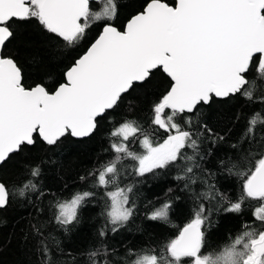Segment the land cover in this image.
Returning a JSON list of instances; mask_svg holds the SVG:
<instances>
[{
	"label": "snow or ice",
	"instance_id": "6c2138e0",
	"mask_svg": "<svg viewBox=\"0 0 264 264\" xmlns=\"http://www.w3.org/2000/svg\"><path fill=\"white\" fill-rule=\"evenodd\" d=\"M124 7L122 0H0V210H33L19 246L35 257L30 264H80L79 256L86 264H264V108L230 120H245L228 145L233 154L217 160L218 171L205 167L233 131L221 134L205 108L237 95L264 105V0H143L121 21ZM33 21L42 37L37 51L28 31ZM29 68L37 69L31 82ZM158 72L168 82L155 93ZM150 92L155 99L145 125L132 115L141 97H128L143 93L146 100ZM122 105L119 118L110 115ZM105 119L109 158L78 176L81 189L52 192L42 179L46 167H62L65 141L91 139ZM32 148L39 157L22 164L15 179L5 177L4 166ZM172 172L191 198L190 219L164 242L121 241V254L110 237L134 224L135 189ZM223 173L239 181L235 199L215 183ZM197 185L205 190L197 192ZM173 191L146 220L171 224L180 200ZM251 201L253 219L213 246L218 217L239 216ZM94 203L102 204L98 246L66 250L55 233L70 235Z\"/></svg>",
	"mask_w": 264,
	"mask_h": 264
},
{
	"label": "trees",
	"instance_id": "16d2710c",
	"mask_svg": "<svg viewBox=\"0 0 264 264\" xmlns=\"http://www.w3.org/2000/svg\"><path fill=\"white\" fill-rule=\"evenodd\" d=\"M143 0H122L125 7L121 9V21L127 16L129 12L139 9ZM35 21L32 25H29L28 31L35 36L37 47L33 51L41 50L39 43L42 37L36 32L34 27ZM94 38L95 31L91 33ZM75 55V53H73ZM62 67V66H61ZM47 70L45 65H42L39 72L42 75ZM37 75L36 68H29L28 80L31 82L32 78ZM168 82V78L163 73H157L154 78L155 93H159L163 90ZM139 95L141 98L137 100L138 107L134 110L132 115L139 119L142 123L147 125L150 118V106L155 95L150 92L145 100L143 93H133L128 98H134ZM264 108V105L259 103H251L243 97L237 95L231 99H216L210 107L205 108V113L209 123L224 133L227 127H232V139L227 143L219 146V149H213L215 155L208 158V163L205 167L211 171H218L217 160L224 159L226 156L232 155V150L229 148L230 143H234L236 138L242 131L245 120L241 119L239 123H230V120L234 121L237 114L242 117L251 115L254 111H260ZM125 105L121 106L118 113H110V115H117L123 113ZM110 125L107 119L103 122L100 130L89 140L78 141L73 138H69L64 143L63 164L56 168L46 167L45 175L42 177L45 186L51 188L54 193L64 192L65 195L70 194L78 189H81L82 185L78 181V176L84 173V170L91 169L99 160L109 158L103 153V149L108 147V142L105 139V132ZM247 147V145H245ZM189 154H191L189 150ZM40 152L38 148H32L25 153L18 155L9 161L4 166L3 174L9 179H15L19 171H22L21 165L29 163L32 160L38 158ZM175 172L162 173L157 178L148 177L145 183L139 184L135 189L136 198L138 201L139 213L135 219L134 224L129 225L118 236L114 238L110 237L111 244L119 246L121 248V254L123 245L132 246H144L150 241L164 242L168 238L174 236L179 227H183L185 223L190 219V209L192 207V201L187 193L180 191L182 185H177V182L173 179ZM215 183L221 192L227 193L232 199H235L240 194L239 181L234 176H228L227 173L217 175ZM67 184V189L64 185ZM196 191L200 192L205 190L202 185L194 186ZM169 188L174 191L172 195L180 196V200L175 202L174 209L170 213L171 224H163L159 222H152L145 219V214L158 208L161 203L164 202L165 193ZM50 199V197H49ZM149 201L152 203L149 204ZM48 200H45L47 205ZM257 206L254 201L247 202L245 211L243 214L237 216L235 214L221 215L218 217L219 224L212 231L210 236V242L215 246L216 243H220L226 232H233L235 234L240 230V225L245 220H252L251 212L253 208ZM102 209L101 203H94L92 206L86 208L83 213V223L78 226L70 235L66 236L62 232L55 233L61 240L63 246L68 251L73 253H80L86 251L90 246H98V237L96 236L97 227L103 223L102 218L98 215ZM31 208H23L18 206H12L4 210H0V264H30L31 260L35 257L27 255L22 251L18 243L19 234L22 229L26 227L28 213L32 212ZM52 212L45 208V213L42 215V219H48ZM137 226L143 228L144 231L137 230ZM131 229V231L129 230ZM123 241V245L120 243ZM80 264H86V257H78Z\"/></svg>",
	"mask_w": 264,
	"mask_h": 264
}]
</instances>
